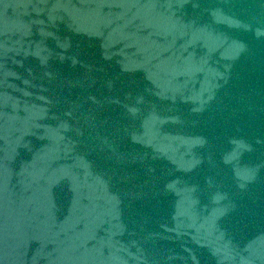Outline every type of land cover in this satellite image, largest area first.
<instances>
[{
    "label": "water",
    "instance_id": "95a60500",
    "mask_svg": "<svg viewBox=\"0 0 264 264\" xmlns=\"http://www.w3.org/2000/svg\"><path fill=\"white\" fill-rule=\"evenodd\" d=\"M0 264H264V0H0Z\"/></svg>",
    "mask_w": 264,
    "mask_h": 264
}]
</instances>
